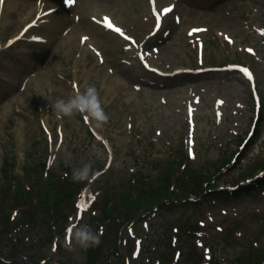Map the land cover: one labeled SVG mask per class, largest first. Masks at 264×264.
I'll use <instances>...</instances> for the list:
<instances>
[{
	"label": "rangeland",
	"instance_id": "obj_1",
	"mask_svg": "<svg viewBox=\"0 0 264 264\" xmlns=\"http://www.w3.org/2000/svg\"><path fill=\"white\" fill-rule=\"evenodd\" d=\"M156 1L160 10L164 3ZM216 1L168 0L176 20L169 36L162 41L164 30L155 37L149 35L154 20L147 14L145 0H73L71 5L66 0H21L9 12L6 25L4 11L0 10V39L6 43L35 20L39 12L60 6L48 20L37 19L45 23L31 30L32 36H52L43 52L39 45L23 42L0 52V157H15L14 177L21 179L24 166L33 160L44 161L48 154L49 166L54 170L60 163L73 170L84 164L100 170L108 154L100 142L92 141L89 145L90 139L83 133L86 127L103 137L113 159L102 177L90 184L89 204H84L81 215L77 217L74 211L68 214L67 224L71 228L54 254L48 227L39 230L37 222L29 233L17 238L18 248L25 244L27 255L60 260L61 264H86L89 247L75 242L73 233L77 227L73 223L80 221L79 229L94 232L97 224L101 225L104 196L108 193L106 199L118 202L124 194L121 185L128 171L147 167L151 161H167L169 154L182 146V140L186 141L187 152L194 156L189 160L191 169L219 163L237 153L240 142L252 130L250 90L240 77L222 73L199 77L181 74L175 76V81L165 82L166 88H145L137 82L145 73L136 63L123 61L128 53L121 52V42L92 19L102 21L107 17L113 25L127 31L139 43L138 52L166 74L228 64L249 66L256 76L262 101L261 119L252 144L241 151L242 158L236 165L229 164V170L215 186L219 190L243 184L247 169L264 157V34L260 31L264 30V0H219L214 4ZM200 28L204 31L194 30ZM28 53L37 54L34 62L27 60ZM8 76L14 83L7 81ZM89 85L98 90L107 122L96 127L81 113L87 123L79 113L56 119L52 101L67 99ZM41 125L52 132L50 137L42 136ZM45 139H50V144L41 142ZM39 189L34 198L43 202L46 196ZM261 191L227 200L211 198L197 207L176 206L137 218L126 228L127 232L125 229L124 257L128 264H147L146 256L151 254L149 259L154 262L156 254L173 251L169 262H161L158 256L155 261L202 264L203 255L211 250L216 256L214 264L243 262L254 249H264V187ZM23 211L19 208L12 215L7 214L10 226L22 220ZM46 222L49 223L47 218ZM188 225L192 227L181 235L178 229ZM99 231L98 227L100 243L94 246L93 254L99 246L105 253L116 239L115 234ZM171 234L177 239L167 248ZM9 245L0 241L2 250H8ZM138 245L141 257L134 251Z\"/></svg>",
	"mask_w": 264,
	"mask_h": 264
},
{
	"label": "trees",
	"instance_id": "obj_2",
	"mask_svg": "<svg viewBox=\"0 0 264 264\" xmlns=\"http://www.w3.org/2000/svg\"><path fill=\"white\" fill-rule=\"evenodd\" d=\"M184 161V155L176 156L170 161L167 169L157 172L156 177L138 178L135 185L130 188L131 190L134 189V194H132V196L129 193L127 194L128 197L124 199L123 207L126 210L129 208H133L134 210L140 208L141 210H148L153 206L163 207L167 204L171 205L182 200L186 201L190 195L198 197L212 188L213 183L217 180V176L221 175V169L226 166L229 160L221 161L217 165H202L197 170L185 166L180 174V178L177 180L175 175ZM14 167V157L10 155V158L5 156L2 159V166L0 169V215L6 213L7 216L8 213L17 207L21 205L26 206L30 203L29 194L32 188L26 190L24 186L25 180L34 179L36 187L35 192L40 188L39 191L46 196V200L43 202L29 204L30 208L24 213L20 227L26 222H29L31 225L34 217L38 213L41 214V212L45 214L50 211L49 217L55 219V217L61 215V211L58 210L56 205L59 204L60 200L61 202L65 201V194L69 195L67 197H71L73 193L75 194V192L81 188V184L73 181L72 178L69 179V181H63V183H61L59 176L52 174V172H45L42 161L39 160L37 163L35 160L28 163L23 168V177L19 180L14 177ZM258 170H264V158L258 161L254 167L249 168V172H247L246 175L251 177ZM263 183L264 179L263 181L259 180L250 188H246L244 192L250 193L256 191ZM6 221L7 217L5 219L3 218L1 221L0 238H4L9 245L11 240L3 236L11 234V230L7 227V224H5ZM40 222L42 224L45 223L44 219H41ZM26 225H28V223H26ZM53 226L57 228L56 222ZM7 255L18 257L13 247L10 248ZM263 255L264 250L257 253L252 252L242 264H263Z\"/></svg>",
	"mask_w": 264,
	"mask_h": 264
},
{
	"label": "clouds",
	"instance_id": "obj_3",
	"mask_svg": "<svg viewBox=\"0 0 264 264\" xmlns=\"http://www.w3.org/2000/svg\"><path fill=\"white\" fill-rule=\"evenodd\" d=\"M52 113L56 119L70 117L75 113L86 114L93 121L96 127H101L107 122L98 90L95 86L89 85L83 92H76L67 99L58 98L52 101ZM94 172L89 164L72 171L73 181H85L91 178ZM75 242L83 248L94 247L100 243L99 236L92 230H82L76 228L73 233Z\"/></svg>",
	"mask_w": 264,
	"mask_h": 264
},
{
	"label": "snow or ice",
	"instance_id": "obj_4",
	"mask_svg": "<svg viewBox=\"0 0 264 264\" xmlns=\"http://www.w3.org/2000/svg\"><path fill=\"white\" fill-rule=\"evenodd\" d=\"M66 2L71 5L73 3V0H66ZM150 3L153 4V7L155 8V0H150ZM171 11V8L169 6H163L159 12L163 13L164 15H166L167 13H169ZM106 25V27H108L109 29H113L115 32L123 35V32L121 31L120 28L118 27H114V25L108 21V18L105 17L104 21H103ZM157 22L159 23V16L157 17ZM261 34H264V30H260ZM86 39V38H85ZM9 43H12L11 41ZM249 51H252L251 49H249ZM244 73L248 76L249 79H251V73L249 72V70L247 69H243ZM77 209H80V205H77Z\"/></svg>",
	"mask_w": 264,
	"mask_h": 264
},
{
	"label": "bare ground",
	"instance_id": "obj_5",
	"mask_svg": "<svg viewBox=\"0 0 264 264\" xmlns=\"http://www.w3.org/2000/svg\"><path fill=\"white\" fill-rule=\"evenodd\" d=\"M21 0H6L5 1V3H4V8H3V11H4V14H3V18H4V20H3V22H4V24L6 25L8 22H9V20H8V18H9V12L11 11V10H14L15 9V7L17 6V4L20 2ZM163 2L165 1V0H162ZM167 1L168 0H166V3H167ZM176 14V13H175ZM175 14H173L172 15V17L173 16H175ZM171 17V16H170ZM54 18V17H53ZM51 19V18H50ZM51 30H53V28L51 27ZM17 35H15V36H13L14 38L16 37ZM44 38V37H43ZM47 38V37H46ZM36 57H37V55H31L30 54V56L28 57L29 59H27V60H30V61H32V62H34L35 61V59H36ZM26 60V59H25ZM17 72V71H16ZM8 80H9V83H11V82H13V80H12V77H8L7 78Z\"/></svg>",
	"mask_w": 264,
	"mask_h": 264
}]
</instances>
